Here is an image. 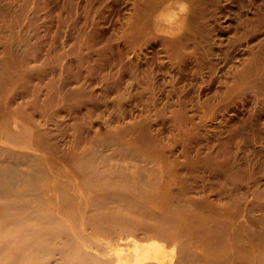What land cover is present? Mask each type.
Segmentation results:
<instances>
[{
	"label": "rangeland",
	"instance_id": "1",
	"mask_svg": "<svg viewBox=\"0 0 264 264\" xmlns=\"http://www.w3.org/2000/svg\"><path fill=\"white\" fill-rule=\"evenodd\" d=\"M128 1L0 0V57L8 50L21 72L32 74L11 87L12 107L33 105L36 98L45 107L46 98H65L53 107L57 116L32 120L50 127L60 154L92 139L133 140L172 174L186 175L180 184L189 196L233 214L243 230L264 233V50L255 52L251 81L235 92L222 86L239 59L230 57L238 55L243 68L246 50L264 44V0H206L201 21L212 53L196 51L177 65L155 45L126 51L118 23L129 13ZM185 4L157 12V40L182 33ZM76 90L81 99L71 104ZM132 123L129 133H120ZM0 161L6 169L4 155Z\"/></svg>",
	"mask_w": 264,
	"mask_h": 264
},
{
	"label": "bare ground",
	"instance_id": "2",
	"mask_svg": "<svg viewBox=\"0 0 264 264\" xmlns=\"http://www.w3.org/2000/svg\"><path fill=\"white\" fill-rule=\"evenodd\" d=\"M178 2L188 5L182 33L157 40L154 32L161 24L157 12ZM128 4L129 13L118 23V39L129 54L155 45L169 64L177 65L196 51L203 56L212 53L201 21L206 0H129ZM263 50L264 44L249 47L243 68L238 55L230 57L240 60L229 66L232 78L222 80L227 92L252 80L258 64L255 52ZM3 54L0 157H6L8 167L0 166V264H264V233L243 230L233 214L189 196L181 187L186 175L172 174L141 144L92 139L80 149L70 147L60 154L50 127L32 120L57 116L53 107L65 98H46L45 107L37 98L33 105L12 107L11 87L32 74L21 72L14 54L8 50ZM75 92L68 99L71 104L81 99V91ZM176 114L185 116L181 110ZM16 119L23 123L16 125L12 121ZM135 125L128 124L120 133H129ZM13 146L40 154L17 152ZM172 180L177 189L170 185ZM157 208L165 214H158Z\"/></svg>",
	"mask_w": 264,
	"mask_h": 264
}]
</instances>
